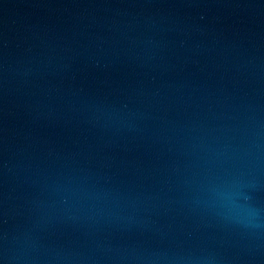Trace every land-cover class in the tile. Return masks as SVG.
Returning a JSON list of instances; mask_svg holds the SVG:
<instances>
[{
  "label": "water",
  "instance_id": "95a60500",
  "mask_svg": "<svg viewBox=\"0 0 264 264\" xmlns=\"http://www.w3.org/2000/svg\"><path fill=\"white\" fill-rule=\"evenodd\" d=\"M0 264H264V0H0Z\"/></svg>",
  "mask_w": 264,
  "mask_h": 264
}]
</instances>
